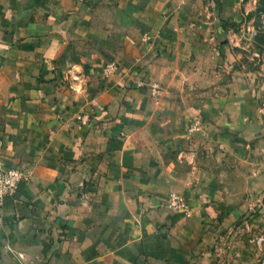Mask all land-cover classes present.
I'll return each instance as SVG.
<instances>
[{
    "label": "crops",
    "instance_id": "crops-1",
    "mask_svg": "<svg viewBox=\"0 0 264 264\" xmlns=\"http://www.w3.org/2000/svg\"><path fill=\"white\" fill-rule=\"evenodd\" d=\"M236 1L0 0V161L24 173L0 264H251L224 237L226 128L264 132L224 111L212 45Z\"/></svg>",
    "mask_w": 264,
    "mask_h": 264
},
{
    "label": "rangeland",
    "instance_id": "rangeland-1",
    "mask_svg": "<svg viewBox=\"0 0 264 264\" xmlns=\"http://www.w3.org/2000/svg\"><path fill=\"white\" fill-rule=\"evenodd\" d=\"M220 25L224 34L212 40V45L224 44V52L213 57L217 65L224 62V111L240 105L250 108L254 123L264 132V0H237L234 5H224V22ZM237 98L245 102L237 103ZM232 120L229 116L228 122L233 125ZM226 121L224 116V129ZM230 127L226 128L229 151L224 149V188L229 190V197L224 195V213L238 214L224 228V237L228 244L240 243L251 264H264V136L248 139ZM254 146H258V152H252ZM244 155L257 158L255 181L253 164L244 163Z\"/></svg>",
    "mask_w": 264,
    "mask_h": 264
},
{
    "label": "built area",
    "instance_id": "built-area-1",
    "mask_svg": "<svg viewBox=\"0 0 264 264\" xmlns=\"http://www.w3.org/2000/svg\"><path fill=\"white\" fill-rule=\"evenodd\" d=\"M147 36L145 34L143 40H146ZM112 66L113 64L108 65V68ZM23 178L24 173L21 167L17 165H6L0 161V205L4 199L15 194ZM169 205L175 209H182L186 207V201L181 195L173 194L170 198Z\"/></svg>",
    "mask_w": 264,
    "mask_h": 264
}]
</instances>
